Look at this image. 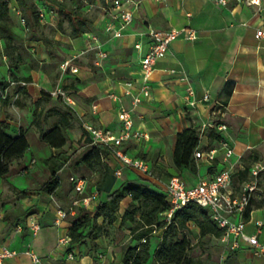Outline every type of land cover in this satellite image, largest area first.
Listing matches in <instances>:
<instances>
[{
	"label": "crops",
	"instance_id": "crops-1",
	"mask_svg": "<svg viewBox=\"0 0 264 264\" xmlns=\"http://www.w3.org/2000/svg\"><path fill=\"white\" fill-rule=\"evenodd\" d=\"M8 2L10 10L19 15L16 22L10 11L14 41L19 39V46L27 51L17 76L28 80H24L26 84L17 98L13 94L14 85L9 86V97L0 99V122L11 136L22 132L28 148L11 162V168H19V179L9 183L4 176L0 177V247L17 251L4 264H123L124 242L119 237L111 241L100 237L93 249L89 244L74 245L71 248L74 255L70 258L69 246L58 244L59 237L67 232L70 215L57 223L55 208L56 205L67 208L74 198L71 175L86 176V191L96 192L87 207L91 212H95L99 200L105 199L107 193L99 194L93 185L95 178L74 173L65 167L64 160L79 141L86 150L92 146L84 123L118 131L120 106L130 108L132 96L138 92L140 60L151 42L148 27L158 30L190 27L197 37L194 40L177 38L170 43L166 55L155 62L149 80L150 96L143 98L132 111L134 128L146 131L149 138L125 142L122 149L130 156L144 159L152 178L121 166L109 153L103 161L113 171L121 169L119 176L114 174L112 190L122 184L140 183L164 193L172 175H179L188 185L211 179L227 165L219 143L222 137L234 149L230 159L234 164V193L240 191L244 182H235L236 172L245 164L252 165L254 160H264V34L256 36L257 30L264 32V0L259 6L244 0H227L226 4L218 0H121L122 7L133 12V19L120 37L106 31L108 24L117 25L112 18V0H88L80 10L87 19L85 31L76 37L55 30V7L47 0H35L43 17L33 38L27 37L30 32L25 19L21 21L23 17L16 1ZM64 25L70 30L67 19ZM95 43L107 53L105 58H98L93 48ZM4 50L5 42L0 37V83L11 80ZM66 59L78 67L77 73L61 70L60 63ZM125 81H132L131 94H125ZM56 86L65 89L72 100L71 104L62 100L63 109L49 95ZM189 88L193 90L192 95L188 94ZM205 93L209 94L208 100H202ZM111 94L119 100L112 99ZM190 100L195 103L190 104ZM65 110L71 116V127L65 129L67 141L61 148L50 147L40 138L34 119L41 122L42 131L46 132ZM210 122H222L227 129L220 133L206 125ZM191 127L198 131L199 148H216V156L209 160L195 158L193 154L192 165L177 168L172 159L176 136ZM29 133L35 134L32 148ZM57 154L63 163L58 172L60 183L54 193L46 194L40 190L50 176L46 159ZM41 168L48 172L43 181L34 175ZM67 185L69 197H66ZM15 190L27 193L17 195ZM64 198H68L67 202H62ZM123 201L129 204L130 199L125 197L120 203L117 232L121 231L120 220L126 209V205L121 208ZM256 220L261 222L260 226L255 225ZM33 224L38 226L36 230ZM245 231L255 233L264 242V207H255L249 212ZM161 235L162 229L154 232L152 247L153 239L159 242ZM27 250L38 255L40 262H33ZM233 252L236 264H264V251L255 253L244 241Z\"/></svg>",
	"mask_w": 264,
	"mask_h": 264
},
{
	"label": "trees",
	"instance_id": "trees-1",
	"mask_svg": "<svg viewBox=\"0 0 264 264\" xmlns=\"http://www.w3.org/2000/svg\"><path fill=\"white\" fill-rule=\"evenodd\" d=\"M15 1L19 13L25 19V24L29 29L30 34L27 37H35V31L40 25L41 19L40 10L35 0ZM47 1L52 4V8L55 7L57 13L55 30L67 32L71 37H76L85 31L87 19L80 10L88 0L87 2L82 0ZM66 19L69 22L70 30L64 25ZM0 37L5 42L4 52L8 58L11 80L19 81L17 70L27 55V51L14 41L8 0H0ZM22 80H28V77L22 78ZM8 86V82H1L0 91ZM13 91L20 94L23 91V86L17 84ZM70 119L69 110H65L60 112L58 120L46 132L42 131L41 122L38 119H34V124L39 129L40 138L44 142L50 147L61 148L67 141L65 129L71 127ZM198 142V131L193 127L177 134L172 155L175 167L181 168L193 164V153ZM27 148L28 142L22 132L11 136L6 132L5 124L0 122V177L9 172L12 160L21 157ZM109 153L110 150L105 146L92 145L80 156L79 161L96 174L93 185L97 192L107 194L105 199L99 200L94 213L83 206H76L74 213L69 214V225L66 232L70 237L69 250L79 244H89L93 249L96 246V239L108 237L111 225L118 219L120 203L125 197H128L130 206L125 209L120 220V225L129 223L130 232V242L122 247L123 264H147L149 262L151 264H208L201 254L192 253L194 244L190 241L189 234L192 229L190 224H193L198 233L199 240L196 243L199 245H203L202 239L205 237L207 239L221 238L224 230L211 219L209 208L191 202L175 210L171 218L166 220L165 213L169 204L165 193L154 190L150 185L140 183L122 184L112 190L115 182L114 171L103 161V157ZM46 162L49 166L50 176L41 185L40 190L46 194H52L59 186L58 172L63 163L58 154L50 156ZM250 167V164H245L243 169L236 172L239 177L238 181L242 182L247 179ZM263 176L264 172L258 176V190L251 196L249 205L244 212L245 219L253 208L264 207V195L261 190ZM15 191L17 195L27 193L26 190ZM98 218H101L102 221L99 222ZM160 229H162L160 241L153 249L151 237L155 231ZM221 264H236L233 250L227 247L226 256Z\"/></svg>",
	"mask_w": 264,
	"mask_h": 264
},
{
	"label": "built area",
	"instance_id": "built-area-1",
	"mask_svg": "<svg viewBox=\"0 0 264 264\" xmlns=\"http://www.w3.org/2000/svg\"><path fill=\"white\" fill-rule=\"evenodd\" d=\"M87 2V0H82ZM221 4H226L227 0H218ZM249 5H260L262 0H244ZM113 14L112 18L117 23L116 27L112 24L106 26V31L111 33L114 37H120L122 30L131 23L133 19V12L128 8H123L121 0H112ZM43 17V13L40 12ZM24 21V18H21ZM147 34L151 38V42L146 53L140 60V85L138 92L133 94L131 107L120 106L118 111V118L120 126L117 132L111 128L95 127L92 124L84 123L83 127L90 137L91 145L105 146L110 150V153L115 156L121 166L134 169L149 178H152V172L148 163L139 157H133L127 154L122 146L128 141L147 140L149 135L146 131L134 128L132 111L142 102L143 98H148L151 94L149 80L154 70L155 62L166 55L169 45L177 38L185 40H194L197 34L194 29L190 27L172 28L169 30H158L153 27H148ZM264 32L259 29L256 31V36L260 37ZM93 48L97 51L99 59L107 56V53L100 48L98 43H95ZM62 71L70 70L73 73L78 72V67L73 65L70 59L63 60L60 63ZM9 86L21 85L24 86V80L8 81ZM126 86L125 94H131L132 81H125ZM9 86L0 91V99L9 97ZM14 98L18 97L15 92ZM50 96L62 98L66 103L71 104L72 100L68 92L60 86L54 87L50 92ZM188 94L192 95L193 90L188 89ZM112 99L119 100L115 94H111ZM209 94L205 93L202 100H208ZM194 100H190V104H194ZM208 127L215 128L220 133L227 129V126L222 122H210L206 124ZM220 147L223 149V161L227 163L226 167L215 173L211 179L200 180L194 185H188L179 175H172L169 177L165 184V196L169 204V208L165 213L166 220H169L175 210H178L188 203H197L210 210L211 219L217 224L219 228L224 230L220 240L231 250L238 248L242 241L248 243L255 251L261 253L264 251V242H261L255 233L248 234L245 231L246 219L244 212L249 205L252 194L258 190V176L264 172V160L253 162L247 179L243 182L242 187L238 193H234L232 185V173L234 164L231 158L234 156V149L229 144L225 137L219 140ZM217 149L209 148L203 150L197 146L194 150L195 158L206 157L212 160L216 156ZM240 159L241 156H238ZM243 169V168H242ZM114 174L119 176L121 169H115ZM70 182L73 185L74 198L71 204L64 208L61 205H56L55 211L57 214L56 222L65 219L69 214L74 213L76 206H83L87 208L90 203L95 199L96 192L85 193L88 183L86 176L71 175ZM88 209V208H87ZM256 226H260L261 222L256 220ZM32 227L36 230L38 226L33 224ZM58 244L62 246H70V237L67 233L61 235L58 239ZM69 250V249H68ZM26 254L29 255L33 262H40V258L31 250H27ZM17 255L16 250L7 248L6 246L0 247V264H4L6 258H11ZM68 255L73 257L72 250H69Z\"/></svg>",
	"mask_w": 264,
	"mask_h": 264
},
{
	"label": "rangeland",
	"instance_id": "rangeland-1",
	"mask_svg": "<svg viewBox=\"0 0 264 264\" xmlns=\"http://www.w3.org/2000/svg\"><path fill=\"white\" fill-rule=\"evenodd\" d=\"M10 11L12 13L13 18H15L16 22H19V15L16 14V12L13 11L12 9ZM15 43L19 44V39H17V41H15ZM10 96H11V94H10ZM58 98L59 97H55V100H56L55 102H56V104H58L60 106L61 109H63V107H64V105L62 103L63 99L62 98L58 99ZM28 138H29L30 145L32 148L33 145L35 144V134L29 133ZM77 144H78V146L75 149H73L71 151V153L68 155V157L64 160L65 167L66 166L69 167L71 169V171H73L74 173H77L80 175H89V176H92V178H95L96 174L92 175V172L80 163V161H79L80 156L85 152L86 148L82 147L83 143L80 141ZM11 165H10L9 172L4 176L5 181H7L9 183L11 181L16 182L19 179V172H18L19 168L18 167L11 168ZM67 170H68V168H67ZM66 172L61 174L62 178L64 177ZM157 172H160V171L157 170ZM34 173H35L34 175L36 177H38V179L41 181H43L46 178V176H48V172L45 168L37 169L34 171ZM161 173H164V175H167V174H165L164 170H162ZM238 180H239V177H235V182H237ZM261 190H262V195H264V176L262 179ZM66 193H67L66 197H69V195L71 194L70 188L68 185H67ZM87 194H88V191H87ZM67 200H68V198H66V199L64 198V201L62 200V202H67ZM124 205H126V208H128L130 206V203L126 204V201H123L121 208H124ZM122 226H123V229H120L121 225H119V230H121V231L117 232V230H116L117 222L115 221L111 225L110 231H108V238L111 241V240H114L115 238L119 237V241L124 242L123 246H122V247H124L128 242H130V236H129L130 232L129 233L127 232V231H129V223L126 222ZM190 227L192 229L190 228L191 232L189 234V238H190V241L194 244L192 253H194L195 255L201 254L202 257L207 260L208 264H221L223 259L226 256V253H227L226 245L220 239H216V238L207 239L206 237L202 239L203 245H199L198 243H196L199 240L196 228L194 227L193 224H190ZM157 242L158 241L156 239H153V249L156 246L155 243H157ZM132 243H134V242H132ZM147 264H151V262H149Z\"/></svg>",
	"mask_w": 264,
	"mask_h": 264
}]
</instances>
